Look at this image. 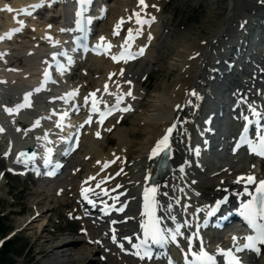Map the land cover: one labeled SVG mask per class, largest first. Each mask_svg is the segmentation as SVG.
Here are the masks:
<instances>
[{"label":"bare ground","instance_id":"1","mask_svg":"<svg viewBox=\"0 0 264 264\" xmlns=\"http://www.w3.org/2000/svg\"><path fill=\"white\" fill-rule=\"evenodd\" d=\"M14 1L21 3L23 0ZM113 1H116L115 4L120 11L127 5V0ZM145 2L148 5L145 11L155 15L156 19L150 27L145 25L144 28L143 41L148 40L149 33L152 36L148 45V53L145 56L151 58L155 70L161 71L162 78L157 83L159 87H151L149 81H145V84H143L144 81L140 82L139 79L144 74L148 75V66L143 67V59L134 67L118 63L104 70L106 79L111 84L115 83L116 89L124 85L131 88V95L135 97L134 101L136 96L138 98L142 93L146 96L141 97V105L137 104L135 108L133 119L137 126H131L128 129L118 125L114 126L112 132L115 139L114 144L105 151L102 145L104 142L110 141L107 137L102 142L98 137L92 138L91 135H88L85 146L79 153V158L83 163V173L80 176L74 175L73 178L69 179L65 177L67 181L64 187L65 189L68 187L69 189L66 191L71 192L79 186V181L84 176L101 174L106 177L115 171L117 166L122 165L124 168L119 172L121 174L106 184L110 186L121 183V188H125L127 191L125 196H130L128 202L131 210L133 205H137L140 187L146 182L144 174L152 161L149 159L150 152L164 127L172 124L171 119L178 115L181 119L188 121L184 126L187 134L179 138L174 134L172 168L165 176L161 177L159 190L161 198L176 193L182 202L190 201L191 206L188 209L195 211L203 206V199L206 200L209 196H213L217 190L223 189L227 185L224 175L227 174L232 164L235 166L238 161H241L238 159L236 162L232 158H227L226 160L231 165L228 166L227 170L221 171L220 165L212 168L216 164L212 166L210 164L215 163V161L212 162L211 155H207L205 151L213 150L215 141L224 127L228 114L224 101L230 96L233 98L237 95L250 97L262 85L259 77L263 76L260 73H262L261 68L264 65V25L261 23V18H264V3L261 0H209L205 10L207 14L202 23L184 26L177 19L173 20L174 13L168 16L162 15L161 11L165 5V0H145ZM3 3L4 1L0 0V6H4ZM152 5L157 7L154 8ZM131 7L137 12L141 10L137 0H134ZM259 9L263 12L262 14L256 12ZM1 17L4 20L7 19L5 13ZM240 24L243 27H239ZM243 38L251 44H255L254 41H256L258 45L255 48L246 45L243 47L242 42H240ZM26 47L25 44H17L9 52L6 42H0V101L3 98H11L16 89L28 80L29 66L20 67L17 64L8 67L5 64L7 57L23 61L24 65L29 64L31 59H28ZM197 53H199L198 56L195 55ZM194 56L195 58H191ZM93 60L97 64H93L94 68H101L103 60L97 58ZM227 61H230L233 67H226ZM121 69H123L122 76L131 81L130 84L126 83L124 78L122 81L120 80ZM109 71H114L115 74L111 79L106 76ZM215 72L222 73L223 77H218ZM191 90H195L199 94L198 99L188 95ZM189 99L193 101L192 105L185 106L183 111L176 109V105L185 104ZM40 103L41 100L37 98L35 105ZM115 120L114 118L106 121L95 131L104 132L108 127L115 125ZM209 120L210 123H206ZM3 128L10 130V123L5 121ZM10 136L13 147L24 144L28 138L33 143L36 140L33 135H29L28 138L26 135L21 136V133L14 136L12 131H10ZM197 148H199L200 153L198 157L194 153ZM216 158L219 161L218 156ZM94 159H96L95 162ZM128 159H130L129 164H127ZM185 160L190 161L191 166L185 168L184 174H180L177 170L178 166L183 164ZM98 161L100 163H97ZM107 161L115 162L101 172L99 167ZM197 162L199 166H197ZM100 179L101 177H98L95 180ZM165 184L167 187L164 186ZM57 186L60 187L62 184L59 183ZM41 192H43L42 189L35 188L37 195L47 197L46 193ZM65 201L70 202L69 199ZM41 202L42 199L38 198L32 200L29 204V206H33L30 212L21 216V220L15 227L29 230L30 238L33 237L32 243L38 245L39 251L36 253H43V247L47 246L45 252L50 253V260L55 264H101L93 257V255H97L98 248L96 245L87 244L84 246L79 239L68 242H63L60 239L58 242H53L55 239L52 238L53 234L45 236L49 217H45L47 208L44 209ZM35 211L37 213H34ZM68 213L80 214V210L74 206L68 210ZM128 213L130 219L120 223L127 224L125 229L131 231L135 224H130V222L138 217L133 210ZM80 221L81 227H86L93 220L82 218ZM121 229L117 230V234L120 233ZM101 230L102 228L96 231L97 235ZM90 231L87 228L83 237L87 238ZM31 244L30 246H32ZM106 257L108 264H126L122 259L116 260L112 256ZM42 264H47V260H44Z\"/></svg>","mask_w":264,"mask_h":264},{"label":"snow or ice","instance_id":"2","mask_svg":"<svg viewBox=\"0 0 264 264\" xmlns=\"http://www.w3.org/2000/svg\"><path fill=\"white\" fill-rule=\"evenodd\" d=\"M262 3H264V0H261ZM78 3L84 4V3H91V0H78ZM42 4L32 5L31 7L33 10L42 7ZM138 7H140L139 12H133L127 20L124 18H121L120 21L117 22V24L114 26L113 29V36L119 35L120 30L122 29L123 25L125 23L133 22L136 25L135 28H129L127 29V36L124 38L123 44H121V52L119 55H112L111 59L113 62H120L123 60L124 63H127L131 59H135L141 55H143L145 49L147 48V44L139 47L137 51H132V46L135 42V40L141 35L142 30L145 25L151 26L152 23L155 22V16H151L149 13H147L145 10L148 8L147 3L145 0H138ZM152 7L156 8V5H152ZM157 10H159L157 8ZM7 11L11 12V8H7ZM25 15H32L31 12H28L26 9L20 10ZM81 15V12H77V17ZM20 27H17L15 29H12L9 33H6L3 36H0V40H3L5 38H11V36L14 33L20 32L23 27V21H18ZM77 25L80 24L79 19L76 21ZM87 23L90 25L92 23V18H87ZM51 25H49V28ZM243 27V25H241ZM61 31H65V29H61ZM67 31H73V29H67ZM105 38L101 37L100 41L101 43L98 44L96 47H104ZM152 40L151 33L148 35V41L150 42ZM112 47L111 44L108 45V49ZM127 47L128 51L127 54H125L124 49ZM97 54H100L99 52ZM104 54H108L105 52ZM61 55H65L64 53H61ZM196 56L199 55V53L195 54ZM191 58H195L191 57ZM68 63H72V58L67 57ZM62 74V73H61ZM115 74H109V79L112 78V76ZM120 75H123V69H121ZM45 77H48V73H45ZM130 84L131 81H128ZM119 87V86H118ZM42 88H37L34 91L39 92ZM105 93L108 95H113L115 97V103L113 105H109L107 101H104L102 96L97 97V92L99 90H96V92L89 93L87 96L84 97V106L90 107L91 112L97 113L99 115V123L103 124L104 119L107 118L108 115H111L114 111H120V112H128L131 111V106H124L121 107V105L124 103V98L126 96H131V89L127 93H111L108 90V85H105L104 89ZM33 95L32 92L26 93L23 97V102L16 104L13 107L4 106V111L8 115H14L20 112V110L28 108L31 106V96ZM78 95V89L73 90L72 92H69L65 94L63 97H59L58 99L63 100L65 103H68L69 100H72L75 98V96ZM189 96L199 98V94L195 90H191L188 93ZM135 99V97H132ZM193 101L191 99L187 100L185 104H178L176 105V109L178 111H183L185 106L192 105ZM238 103L242 105H246L247 107V114L241 113L243 116V119L245 121L244 127L242 132L240 133V137L238 141L236 142L235 146L233 147V152H236L239 150V148L243 145H248L249 152L251 154L258 155L262 158H264V123H261L262 120H264V113L260 112L255 102H249L246 96H241ZM103 105V109L101 110L100 105ZM73 107H77L75 104H73ZM78 110V108H77ZM54 115L56 113H53ZM67 116V112H64L60 116V122L56 124L57 128H60L61 131H63V120L64 117ZM91 120V117L89 121H86V123H89ZM188 123L187 119H181L178 115L173 120L171 126L166 130L165 134L162 136L161 139H159L155 146L152 148L151 153L149 155L150 160H154L157 157L161 159L162 162L167 163L169 160H172L174 158V150H173V137L174 134L177 138L185 136L186 130L184 126ZM206 123H210L209 121H206ZM40 125V120H36L32 125L30 129H26L25 134H27L28 131H31V129H34ZM82 127V126H81ZM254 127V135H250L252 128ZM5 129L3 127H0V133H3ZM17 132L21 131L20 127L16 128ZM97 136L99 137V132L97 133ZM37 139H40V137H37ZM43 139L46 142H51L48 139V134L45 133ZM64 139V138H61ZM69 140L72 139V137H68ZM78 141V137H76ZM11 145L9 146V152H6L4 155L7 157L10 153ZM72 150H74V145H70L69 148L65 151V155L69 154ZM52 149L48 148L45 152V155L42 158V162L45 168V175L48 176H54L56 172L63 166L59 162H53L51 157ZM195 155L199 156V148L194 150ZM38 159V154L36 152L27 153V152H20L17 154V158L15 163L17 164H23L26 169L31 166L30 170L36 171L37 175L40 174L39 169L36 166V160ZM115 161H107L104 162L103 168L106 169L110 166L111 163H114ZM97 163H100L99 161ZM191 162L188 160H185L183 164L178 166V172L180 174L185 173V168L190 167ZM197 166H199L197 162ZM9 171H13L12 169H9ZM122 171V170H121ZM23 174V173H20ZM121 173H117V175H120ZM2 175V174H0ZM96 177H89L84 183L87 184L89 181L95 180ZM112 179V177H104L103 180H100L96 183L95 188L100 189L99 192H96L95 189L91 187H82L81 188V198L84 202H86L88 205H90L92 208L97 207V200L93 199L89 193H92L95 196H104L109 197L112 201L111 204H108L106 200L100 201V203L103 204V207L100 209L103 215H110L111 212H117V213H123L125 211V208L127 207V202H120V196L124 195V193H119L117 189L121 188L122 185H116L115 188L108 189L102 187V185L106 184L108 180ZM146 180L151 179V173L148 174V176L145 177ZM237 184H243L244 185V191L243 195H248L251 197L250 200H248L246 203H242L240 206V214L244 217L245 222L247 223L248 227L252 230L254 234H249L244 237H232V246L224 249L222 247L217 248L215 253H210L206 250L204 246V242L202 237L200 236V227L201 225L197 223L195 225L196 231L192 233L191 236L185 237L184 232L182 229L184 228H191L193 227V224L185 219L182 223L177 221L176 215L173 214V203H169L167 205V211L168 216L167 219L171 220L174 223V227L169 228L165 226V217L164 216H158L156 213L157 211L162 207L160 205L159 201L157 200V196L159 195V185L158 184H151L145 187L144 190V212L143 216L145 217L144 222L141 224V231L142 236L137 237V242L133 243L132 237H124V240H127L128 243L131 245L132 249L134 250L131 254L135 255L139 260L145 261V260H152L153 258L159 259L158 256H155L153 251V246L159 247L160 249H165L167 245L169 244H175L177 247H180V240L186 239L188 242V249L187 252H184V259L185 264H218L217 257H224V264H245L242 256H240V253H243L245 251L247 252H254L257 256H260L262 252H264V248L261 246H264V180H257V178L254 175H242L238 176L236 180L234 181ZM194 183V181H193ZM255 185L254 191H249V186ZM167 187V185H164ZM180 191H183V189H180ZM112 193H115V195H112ZM167 195V194H165ZM237 196L241 195V193H237ZM228 202V197L225 196L224 198L217 200L214 205L207 206L205 208H197L196 213L194 214L195 218H198V214L200 212H205L206 216L211 217L215 216L216 212L219 210L222 204H226ZM175 205H180V199L176 198L174 200ZM119 205V207L117 206ZM190 204L183 205V211L187 213V209L190 207ZM87 214V210H86ZM71 215V214H70ZM79 218V217H74ZM225 218V217H222ZM130 219V218H126ZM126 222V221H125ZM120 223V221L113 220L111 221V224L115 226L116 224ZM82 231L85 232L86 230L82 229ZM112 232L111 240L114 244H118L121 251H126L124 248L123 243H119L117 241V235H116V229L115 227H112L110 229ZM243 240V243H238L239 240ZM193 240H200V247L198 251H193ZM90 243H96L101 244V241H90ZM105 251H108V249H105ZM183 252V249H181ZM191 256L192 259H188V257ZM168 264H175V262L168 258Z\"/></svg>","mask_w":264,"mask_h":264},{"label":"rangeland","instance_id":"3","mask_svg":"<svg viewBox=\"0 0 264 264\" xmlns=\"http://www.w3.org/2000/svg\"><path fill=\"white\" fill-rule=\"evenodd\" d=\"M167 3L162 8V15L168 16L174 13L173 20H178V22L182 23L184 26L188 25H199L206 17V6L208 5L209 0H166ZM113 10V9H111ZM187 18V19H186ZM184 19V20H183ZM199 23V24H198ZM181 31V29H179ZM20 41L25 40V37H20ZM151 62V58H147L143 61V67L145 65L148 66L147 68V79L149 81V85L153 88L157 86V83L160 81L161 71L155 70V65H149ZM139 62H135L133 65H137ZM154 69V70H152ZM96 72H91L89 77L94 78ZM170 77V75H168ZM168 77V78H169ZM159 78V79H158ZM159 80V81H158ZM154 82V83H153ZM144 82L143 84H145ZM149 86V87H150ZM148 87V88H149ZM150 87V88H151ZM159 87V86H157ZM144 97H146L144 95ZM139 105H141V99L138 101ZM134 118V113L132 115L125 117V119L119 124L120 127L128 129L131 126H137ZM113 137V140L109 139L110 142L112 141V145L114 144V136L113 133L110 131L107 133L105 137ZM104 142V141H103ZM105 146V145H102ZM111 144L108 143L107 146L104 148L107 149ZM0 216L2 217L1 220L3 221V225H0V238L4 235L12 232L9 239L7 240L10 243V247L5 251L2 252L1 248L3 249L4 245L0 248V256L3 255V260L1 263L3 264H42L44 260H47V264H55L51 259L50 253L45 252L47 250V246L43 247L44 252L37 254L38 245L32 243V238H30L31 233H28V229H20L16 230V224L21 220V216L26 213H29L31 210L32 200L42 199V206L44 207L46 216L49 217L47 221L48 224L45 228V236L48 234L50 229L59 227V229H67V226L72 228H76V222H68L66 216L63 212H65L66 208L54 207V201H60V197L54 200L53 196V186L46 191V189L42 187H37V184L28 182L26 179H20L13 176H7L3 179L2 184L0 185ZM35 188L43 189L41 193H46L47 197H40L35 193ZM2 192H6L2 194ZM49 193V194H48ZM28 206V207H27ZM28 209V210H27ZM56 226V227H54ZM35 229V228H34ZM16 231V232H15ZM48 231V232H47ZM23 232V233H22ZM28 234V235H27ZM47 237V236H46ZM55 237V236H54ZM45 238V237H44ZM60 239L55 238L53 242H58ZM52 242V241H51ZM5 243V242H4ZM32 243V244H31ZM40 243V242H39ZM30 244L32 246H30ZM51 244V243H50ZM9 244L6 245V247ZM48 245V244H47ZM36 250V252H35ZM97 256V255H96ZM95 258V256H94ZM0 263V264H1Z\"/></svg>","mask_w":264,"mask_h":264},{"label":"trees","instance_id":"4","mask_svg":"<svg viewBox=\"0 0 264 264\" xmlns=\"http://www.w3.org/2000/svg\"><path fill=\"white\" fill-rule=\"evenodd\" d=\"M0 225H3V222H2L1 220H0ZM0 229H1V227H0ZM7 244H9V245L6 247ZM9 247H10V243L7 241V242L4 244L3 249L1 248V251H2V252H5ZM1 260L4 261V260H3V255L0 256V263H1ZM1 264H3V263H1Z\"/></svg>","mask_w":264,"mask_h":264}]
</instances>
